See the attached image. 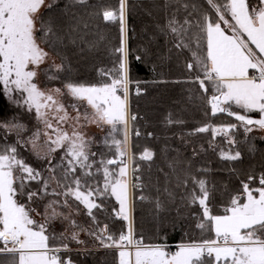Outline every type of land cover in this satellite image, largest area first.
<instances>
[{"label":"snow or ice","instance_id":"6c2138e0","mask_svg":"<svg viewBox=\"0 0 264 264\" xmlns=\"http://www.w3.org/2000/svg\"><path fill=\"white\" fill-rule=\"evenodd\" d=\"M58 3L0 0V90L24 113L33 114L38 125L32 130L22 115L7 116L0 107V264H72L61 253L70 250V242L83 244L82 232L101 247L115 250L117 264H264V173L259 177L249 173L235 194L226 193L229 198L222 214H214L215 188L200 178L208 169L193 172L189 161L177 187L184 188L180 198L187 206L199 207L194 214L196 228L209 235L182 242L175 251L165 240L146 243L137 237L133 192L145 185L130 152V124L137 116L129 110V85L133 83L127 48L129 0L99 7L89 5L88 0H66L65 9L94 7L91 15L118 22L113 66L99 69L97 83L68 79L62 80L61 87H41V72L52 81L68 71L64 58L42 68L50 52L41 44L55 52L62 41L56 20L45 18V12ZM160 7L165 19L157 27L171 44L169 51L190 53L185 65L189 76L176 83L193 85L189 99L206 98L212 116L223 113L239 122L204 124L189 134L211 131L209 147L215 151L218 135L234 146L237 141L230 134L239 128L246 139L254 131L264 132V0H203V4L200 0H163ZM72 20V42L78 38L89 48L97 47L99 41L78 35L80 24L87 29L88 23L75 15ZM136 60L143 62V57L137 55ZM136 84L139 95L140 81ZM169 123L183 122L169 119ZM90 125L107 128L101 141L107 152L92 151L96 141L85 131ZM135 134L140 135L139 131ZM21 149L43 161V167L29 163ZM57 153H62L58 159ZM153 156L145 149L139 159L151 161ZM219 156L239 161L241 152L221 149ZM170 167L175 171L174 165ZM156 193L157 211L163 207L162 196L175 198L167 186L157 187ZM112 198L118 208H111V218L126 222L118 232L107 223L101 226L97 216L108 211L106 204ZM139 199L148 197L140 195ZM41 205L42 212L38 210ZM81 215L89 218L85 224L76 219ZM56 222L66 225L63 231L56 232Z\"/></svg>","mask_w":264,"mask_h":264},{"label":"trees","instance_id":"16d2710c","mask_svg":"<svg viewBox=\"0 0 264 264\" xmlns=\"http://www.w3.org/2000/svg\"><path fill=\"white\" fill-rule=\"evenodd\" d=\"M65 2L66 0H59L57 6L45 12V18L53 17L61 31L62 41L57 51L53 52L46 44L43 45L60 61L62 58L65 59L68 71L59 74L61 79L50 81L45 74L44 78L54 85H62V80L66 82L68 79L82 83H97L101 79L98 75L99 69L113 66V49L119 45V24L104 22L101 18L91 15L96 10L94 7L77 6L71 10L65 9ZM162 2L163 0H129L127 48L130 78L133 81L132 86L135 84L137 87L136 81H140L141 89L139 95L132 92L129 98V110L137 116L136 121L130 124L131 151L139 165L140 171L137 175L141 176L145 185L143 190L136 189L133 192L135 203L132 216L138 238L142 236L146 243L165 240L172 246L182 242L199 241L209 235L202 234L196 228L194 214L200 211L199 207L187 206L180 198L184 188L177 187L178 177L183 178L189 161L193 172L199 168L208 169L206 173L200 174V178L206 179L208 186L215 188L211 207L214 214H222L223 205L229 198L226 193L235 194L241 186L240 182L246 181L249 173L257 177L264 173V139H257L254 147L250 148L249 142L239 128L232 133L237 141L233 151H240L241 159L226 161L219 156L221 149L227 150V143L223 137L216 136L214 144L217 147L213 151L209 147V142L213 141L211 131L189 134L204 124L217 126L225 123L237 124L238 121L223 113L212 116L206 98L189 99L188 90L194 88L193 85L176 83L184 81L189 76L185 65L190 59V53L187 51L178 53L175 49L169 51L171 44L159 33L157 26L165 19L160 7ZM200 3L203 4V0H200ZM88 4L96 7L117 6L118 0H88ZM73 15L83 18L89 25L85 29L83 24H80L78 35H83L86 41H99L97 47L89 48L78 38L76 43L72 42L75 34L70 35L69 28L74 24ZM145 49L147 55H144ZM137 55L143 57V62L136 60ZM0 107L7 116L22 115L24 123L33 119L32 114L24 113L23 109L9 101L2 90ZM169 119L183 123H169ZM137 131L140 133L139 136L135 134ZM145 149L154 153L151 161L139 159ZM194 149L198 153L195 157ZM170 165H174L175 171ZM165 186L175 192V198L169 200L162 196L163 207L157 211L154 207L156 188L162 190ZM188 187L191 188V184ZM140 195L147 196L148 199L141 201ZM113 206L118 208L114 198L106 204L108 211L98 212L97 216L101 226L107 223L110 230L118 232L125 228L126 222L111 218ZM62 256L70 259L72 264H117V253L109 249L69 250L62 252Z\"/></svg>","mask_w":264,"mask_h":264},{"label":"rangeland","instance_id":"374dc122","mask_svg":"<svg viewBox=\"0 0 264 264\" xmlns=\"http://www.w3.org/2000/svg\"><path fill=\"white\" fill-rule=\"evenodd\" d=\"M50 2V0H49ZM42 47L45 48L46 51H49L43 44H41ZM55 60L56 63H60L61 61L55 57L52 53H50V58L47 62L46 65H42V68H45V69H48L49 66L52 64V61ZM51 70H55L54 68L51 69ZM44 72H41L40 75H39V81L41 83V87H49V88H54V87H61L62 85H54V84H51L50 81L47 82L44 78ZM132 87V88H131ZM136 85L133 84H130L129 85V98H130V94L132 92H136ZM33 115V114H32ZM27 121V120H26ZM25 124L28 125V127L32 130H34L38 125H37V121L35 120L34 118V115H33V119L29 120L28 122H26ZM239 124V122L237 123ZM241 132H243V129L240 128ZM87 135L91 138H93L94 141H96V143H94L92 145V151L94 152H98V150H106L108 151L107 149H105L101 143V141L103 140L104 136L106 135L107 133V128L105 129H101L99 127H96L95 125H90L87 129H85ZM232 135V134H230ZM221 137H223L225 140H226V143H227V138L224 137L223 135H220ZM261 137H264V132H261V131H254L252 134H250L249 138L247 139V141L249 142V145H250V148H253L254 147V144H255V141ZM234 146H230L228 143H227V150H229L230 148L232 150ZM226 150V151H227ZM22 152V155L23 157L29 162L31 163L34 167H37V168H41L43 167V164L44 162L43 161H39L35 158V156H33L31 154L30 151L28 150H25V149H22L21 150ZM130 152L132 154V151H131V132H130ZM62 153H57V159L59 158V156L61 155ZM39 211H43V207L41 205V207L38 209ZM37 219H40V217H37ZM76 219L79 221V223L81 224H85L86 221L89 220V218L86 216V215H81V216H78L76 217ZM66 225H62L60 222H56L53 227L55 228L56 232L59 233L61 231L64 230V227ZM80 240H83L84 243L83 244H78L76 242H70V245H69V249L70 250H86V249H98V250H102V249H105L103 247H101L98 242H96L93 238L89 237L86 233H80ZM178 244L172 246L168 245V247L172 250V251H175L176 250V246ZM109 250H112V249H109ZM115 251V250H113ZM64 257V256H63ZM65 258V257H64ZM66 259V258H65Z\"/></svg>","mask_w":264,"mask_h":264},{"label":"bare ground","instance_id":"6f19581e","mask_svg":"<svg viewBox=\"0 0 264 264\" xmlns=\"http://www.w3.org/2000/svg\"><path fill=\"white\" fill-rule=\"evenodd\" d=\"M172 246H174V245H172ZM172 246H171V247H172Z\"/></svg>","mask_w":264,"mask_h":264},{"label":"crops","instance_id":"0c3cea01","mask_svg":"<svg viewBox=\"0 0 264 264\" xmlns=\"http://www.w3.org/2000/svg\"><path fill=\"white\" fill-rule=\"evenodd\" d=\"M61 255H62V253H61Z\"/></svg>","mask_w":264,"mask_h":264}]
</instances>
